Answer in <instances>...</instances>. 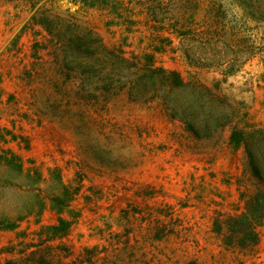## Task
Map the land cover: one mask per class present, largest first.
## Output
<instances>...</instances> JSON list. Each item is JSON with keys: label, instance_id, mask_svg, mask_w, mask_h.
Returning a JSON list of instances; mask_svg holds the SVG:
<instances>
[{"label": "rangeland", "instance_id": "374dc122", "mask_svg": "<svg viewBox=\"0 0 264 264\" xmlns=\"http://www.w3.org/2000/svg\"><path fill=\"white\" fill-rule=\"evenodd\" d=\"M35 16L91 31L139 66L153 55L185 83L172 91L181 108L65 61ZM173 21L193 35L170 33ZM263 74L264 0H0V217L21 218L0 230V264H264V222L254 249L213 231L214 219L242 210L241 193L262 189L229 137L264 129ZM219 110L228 121L201 136L181 118L201 129ZM58 177L78 188L64 212L72 225L42 242Z\"/></svg>", "mask_w": 264, "mask_h": 264}, {"label": "trees", "instance_id": "16d2710c", "mask_svg": "<svg viewBox=\"0 0 264 264\" xmlns=\"http://www.w3.org/2000/svg\"><path fill=\"white\" fill-rule=\"evenodd\" d=\"M84 3L89 6H105L110 3V0H84ZM34 19L45 27L50 37L61 43L64 60H70L79 69L86 68V70L92 73L104 72L105 78L117 75L119 81L133 83L134 89L142 95L151 92V97L161 96L165 103H173L172 91L185 86V83L176 71L154 66L153 55L151 54H145V63L143 66H139L133 60L123 56V52L120 49H107L101 40L91 31L81 32L79 28H72L75 27L74 23H68V28L61 30L60 28H54L55 22L47 18H36L35 16ZM153 19L158 23L164 21L162 19L156 20V16H153ZM170 26L174 29L169 32L179 37L193 35L188 31L178 30L177 28H181V26H178L177 22H171ZM168 39V37L164 38V40ZM163 49L162 45H157L154 48L155 51ZM191 50V48H183L185 56L191 61L203 64L201 56L196 54L197 52L191 53ZM224 71L227 75L233 74L235 68L233 64H230ZM196 103L200 105L201 101L194 99L193 104L197 105ZM171 107L175 111L181 108L176 103H173ZM183 111L182 109L181 113ZM181 115L187 127L197 136H201L202 132L208 134L212 129L211 125L216 128L228 121L225 120V113L219 110L218 114L215 113V116L211 119L214 123L210 122V120L205 121L203 127L200 129L201 124L199 122H193L184 113ZM229 142L235 148L241 145L244 147L250 170L257 178L262 189L250 195L241 193L240 197L243 200L242 210L236 214L214 219L213 231L221 236L226 246L238 247L240 249H254L261 240L259 227L264 222V129L253 128L251 131L244 133L242 130L234 128L230 134ZM12 159L13 156L11 155L5 161L10 163L13 162ZM60 179L59 189L49 197L50 207L57 214L56 223L40 226L38 237L42 242H50L63 238L68 234L72 225V221L64 216V212L69 206L68 202L72 196L77 193L78 188H71ZM44 207V202H39L37 213L42 212ZM20 219V217L17 219L0 217V230L17 229ZM123 249L125 248H120L121 252H124ZM112 256L117 261L120 259L119 253L116 255L112 254Z\"/></svg>", "mask_w": 264, "mask_h": 264}, {"label": "crops", "instance_id": "0c3cea01", "mask_svg": "<svg viewBox=\"0 0 264 264\" xmlns=\"http://www.w3.org/2000/svg\"><path fill=\"white\" fill-rule=\"evenodd\" d=\"M137 244H138V242H136V246H134V247H137ZM137 248H132V250L134 251V252H136L135 250H136ZM107 252H109V251H107ZM112 256V254L110 255V256H107V258L108 257H111Z\"/></svg>", "mask_w": 264, "mask_h": 264}]
</instances>
